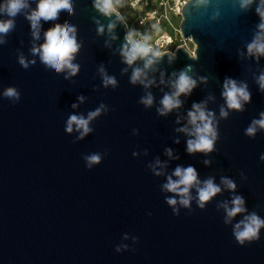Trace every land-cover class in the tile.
<instances>
[{
	"label": "water",
	"instance_id": "95a60500",
	"mask_svg": "<svg viewBox=\"0 0 264 264\" xmlns=\"http://www.w3.org/2000/svg\"><path fill=\"white\" fill-rule=\"evenodd\" d=\"M26 3L14 18L0 11V20H14L0 34V264H264V227L259 239L243 245L233 234L247 215L264 220V129L245 134L264 113V54L249 52L254 41L264 43L262 0L243 8L241 0H187L179 30L194 44V56L178 47L174 55L150 51L131 65L123 55L131 47L126 23L116 11L106 16L95 0H71V13L41 19L36 38L27 17L38 0ZM57 24L76 29L74 76L55 72L32 51ZM136 69L143 83H132ZM181 71L196 86L179 96V108L160 115ZM105 74L115 86L105 87ZM226 78L246 85L250 99L241 100V110L227 107ZM10 87L20 93L18 101L4 96ZM149 94L153 102L145 106ZM194 104L213 114L217 138L207 154H189L193 137L180 131L191 132ZM101 105L82 139L75 126L66 131L71 115L87 118ZM93 153L102 160L89 169L85 157ZM178 166L194 167L200 184L190 189L189 206L177 203L174 213L167 199L180 197L164 185L178 179ZM208 179L221 191L201 208L197 187ZM235 196L246 211L226 223L224 205Z\"/></svg>",
	"mask_w": 264,
	"mask_h": 264
},
{
	"label": "clouds",
	"instance_id": "9594fccd",
	"mask_svg": "<svg viewBox=\"0 0 264 264\" xmlns=\"http://www.w3.org/2000/svg\"><path fill=\"white\" fill-rule=\"evenodd\" d=\"M252 0H241V7H246L251 4ZM264 4V0H262ZM26 0H7L6 4L0 7V11L5 12L9 17L14 18L18 15L22 9L27 7ZM95 7L104 15H110L113 9V0H95ZM61 10H66L68 13L72 12L71 0H38L37 7L32 13L27 17L33 29V36L39 38L38 29L40 27V21L55 20L58 18V13ZM258 14L261 16L262 21H264V10L260 7L257 8ZM14 27V20H0V34H7ZM113 25H109L111 29ZM259 28L264 31V22L259 25ZM100 32H103V27L99 28ZM76 29L69 25L57 24L54 27L47 30L44 34L45 42L39 48H33L34 54H39L40 59L43 64L47 67L54 69L55 72L59 73L67 69L69 75L74 76L79 71V65L73 64L74 54L79 50L80 45L77 44L75 37ZM259 39V37H258ZM131 47L126 49L123 53L125 56V62L131 65L138 58H144L151 51L150 48L139 42H132L131 36L128 37ZM3 42V41H0ZM255 50L257 53L264 54V43H259L254 41L249 45V52ZM20 63L23 67L27 68L28 64L25 62L24 58H20ZM34 63V61H33ZM148 64L152 61L148 60ZM191 70L190 68L188 69ZM101 73H104L103 68L100 69ZM141 71L136 69L132 75V83H136L140 80ZM67 78V77H66ZM103 82L105 87L108 85L115 86L116 81L113 77H109L106 74L103 75ZM259 83L261 89H264V75L259 78ZM196 86V81L188 76L187 71H181L177 80L175 81L174 88L175 91L171 95L166 94L162 101V107L158 109L160 115H166L168 112L175 108H179L181 101L179 96L181 94H189L192 89ZM147 87V85H145ZM225 98L227 107L229 109L241 110L242 104L241 100L248 101L250 95L246 90V85L237 86L236 81L232 79H227L224 82V91L222 93ZM4 96L8 97L14 101H18L20 98V93L15 88H7L4 91ZM83 101V97H79ZM153 102L152 96L149 94L141 103L145 106H151ZM72 107H77L73 104ZM103 105L97 108L95 111L89 112L87 118L84 116L71 115L67 120L66 131L71 133L73 127L80 132L79 138L82 139L85 135L92 131L89 127L90 121L95 119L100 115ZM228 113L221 108V116L227 117ZM261 118L259 120H253L252 124L246 129V135L254 136L257 127L264 129V113H261ZM213 114L204 110L202 105L194 104L193 110L188 113V122L192 126L191 132L187 127L180 129L188 133L192 139L187 141V151L189 154L201 152L210 153L213 151L214 143L217 138L216 129L213 125ZM168 154L171 155V151L168 150ZM264 159V157H262ZM102 160V156L99 153H93L85 157L86 166L90 169L93 165L99 164ZM208 164L209 161H204ZM159 164V161H157ZM160 175L159 172L156 173ZM178 179L173 180L172 177L168 178V182L164 185V188L180 197L179 201L175 198H168L167 203L173 206L174 213L177 212L175 206L177 203L184 207H188L191 201L190 189L194 186L200 184L198 180V173L194 167H177L173 173ZM222 183L228 189L234 190L236 185L229 179H223ZM221 191L220 187L215 185L212 179H208L203 182L202 187H197L198 203L199 207L203 208L207 202H209L217 193ZM225 211L228 219L225 221L229 222L237 214L246 211L244 207V200L240 196L233 197L231 201V206L227 204L224 205ZM264 227V220L258 217L255 213L247 215L234 226V236L236 240L243 245L245 241H253L259 239V231ZM127 238V237H125ZM120 251V248H117Z\"/></svg>",
	"mask_w": 264,
	"mask_h": 264
},
{
	"label": "built area",
	"instance_id": "2783aa9c",
	"mask_svg": "<svg viewBox=\"0 0 264 264\" xmlns=\"http://www.w3.org/2000/svg\"><path fill=\"white\" fill-rule=\"evenodd\" d=\"M187 0H127L131 8H140L135 26L127 28V38L151 49L154 55H174L178 47L194 56V44L185 39L176 25L181 20V10ZM170 30V32H168ZM192 44V48L188 45Z\"/></svg>",
	"mask_w": 264,
	"mask_h": 264
},
{
	"label": "rangeland",
	"instance_id": "374dc122",
	"mask_svg": "<svg viewBox=\"0 0 264 264\" xmlns=\"http://www.w3.org/2000/svg\"><path fill=\"white\" fill-rule=\"evenodd\" d=\"M113 9L121 16L122 20L126 23L128 29H131L133 26H135V21H136L135 19L140 13V8L138 7H135V9L131 8L127 0H124L121 3L119 9H116L114 5H113ZM179 23H180V19L176 21V25H179ZM168 32H170V30H168ZM188 46L192 48V44L189 43Z\"/></svg>",
	"mask_w": 264,
	"mask_h": 264
},
{
	"label": "trees",
	"instance_id": "16d2710c",
	"mask_svg": "<svg viewBox=\"0 0 264 264\" xmlns=\"http://www.w3.org/2000/svg\"><path fill=\"white\" fill-rule=\"evenodd\" d=\"M124 0H113V5L116 9H119L120 6H121V3L123 2Z\"/></svg>",
	"mask_w": 264,
	"mask_h": 264
}]
</instances>
